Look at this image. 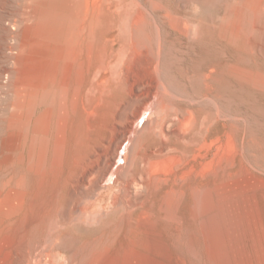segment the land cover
<instances>
[{
  "label": "bare ground",
  "instance_id": "bare-ground-1",
  "mask_svg": "<svg viewBox=\"0 0 264 264\" xmlns=\"http://www.w3.org/2000/svg\"><path fill=\"white\" fill-rule=\"evenodd\" d=\"M64 1L74 9L82 2ZM151 22L152 41L145 37L149 21L142 16L122 22L62 16V188L45 174L4 183L3 190L16 198L5 193L0 199V264H169L162 259L175 242L173 229L205 224L209 212L222 206L227 176L245 167L248 180L241 186L254 185L251 163L233 162L243 143L227 118L237 123L239 117H250L231 107L234 92L227 90L225 63L203 54L194 67L187 65L199 35L193 19L183 21L185 33L169 39L167 61L161 29ZM119 33L129 37L117 47ZM223 39L219 30L215 51L220 59L228 58L230 75L264 85V75L243 71L237 59L225 54ZM186 57L185 65L176 66L184 76L179 75L173 64ZM48 83L28 80L15 90L9 128L21 141L28 138L37 108L53 95ZM41 121L42 115L34 120L26 158L27 169L37 174L47 150L35 144ZM253 126L248 136L254 145ZM110 213L114 217L98 233L81 236L72 247L60 245L71 232L81 234ZM213 228L204 238L211 245L221 237L214 223Z\"/></svg>",
  "mask_w": 264,
  "mask_h": 264
},
{
  "label": "rangeland",
  "instance_id": "rangeland-1",
  "mask_svg": "<svg viewBox=\"0 0 264 264\" xmlns=\"http://www.w3.org/2000/svg\"><path fill=\"white\" fill-rule=\"evenodd\" d=\"M39 1L41 2L0 0V199L5 197L3 195L6 193L9 199L15 200L13 191V195H10L3 190V186L8 179L14 181L19 177L30 181L37 175L45 174L49 182L59 183L62 188V16H101L114 22L142 16L149 21L144 23V29L145 37L151 41V31L155 28L151 19L156 20L162 32L161 51L164 50L162 57L165 59H170L166 51L168 44L170 46L169 39L174 35V38H177L178 33H185L183 21L193 19L198 22L199 35L193 40L196 54L193 58L189 55L193 60L187 58L188 56L181 62L177 59L173 64L174 72L179 74V64L183 62L185 65L187 59V65L194 67L196 61H199L196 59L201 58L203 54L207 60L219 59L225 63L224 77L229 88L227 90H231L229 94L234 92L231 107L233 105L235 110L240 109L250 117L246 118V121L239 117L237 123L240 125L229 122L227 118V125H233L234 132L236 131L237 137L243 143L241 154L235 153L236 160L233 162H237V166L251 163L255 181L253 186H241L245 179L248 180L245 167V172L227 176V190L222 199L223 208L221 206L220 209L209 212L207 225L195 223L191 227L173 229L176 243L168 245V254L162 261L169 264H264V85L247 80L244 75H241V79L230 75V70L227 69L228 58L224 56L226 60L220 59L215 51L218 45L216 36L221 30L224 35L222 45L225 54L237 59L243 71L251 70L256 76L264 75V0H82L78 7L80 9H74L64 0H43L42 3ZM61 1L64 2L61 4ZM60 4H65V10ZM169 29L175 31V34H167ZM128 37V33H119L115 41L116 46L126 42ZM178 74L177 78L184 80L185 77L179 76L182 72ZM37 79L47 80L50 89H54L53 95L37 108L28 138L21 141L14 128H9L16 99L15 90L23 82L32 80L36 83ZM40 115L42 126L38 127L35 133V144L38 150H47L45 163L43 167L38 166L37 174L27 169L26 158L31 146L30 135L33 133L34 120ZM248 123L254 125V129H251L258 132H253L256 134V145L249 140L248 133L252 125L249 127ZM21 155L22 162L19 161ZM60 203L62 208V195ZM60 214L62 215V212ZM113 217L110 213L102 223L82 228L85 234L83 230L81 234L71 232L74 233L70 234L72 237L61 240L60 245L72 247V242L81 241V236L83 240L93 236ZM213 223L221 237L211 245L204 242V238L214 232ZM87 232L89 236L86 235ZM37 233L38 231L33 237L31 235L30 239L34 240ZM76 234L79 237L75 240Z\"/></svg>",
  "mask_w": 264,
  "mask_h": 264
}]
</instances>
